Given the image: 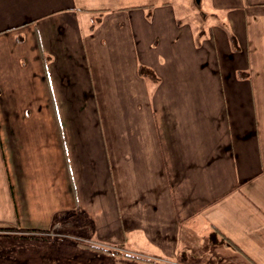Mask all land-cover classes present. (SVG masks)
<instances>
[{"label": "crops", "instance_id": "obj_1", "mask_svg": "<svg viewBox=\"0 0 264 264\" xmlns=\"http://www.w3.org/2000/svg\"><path fill=\"white\" fill-rule=\"evenodd\" d=\"M201 1L0 0V224L264 264V0Z\"/></svg>", "mask_w": 264, "mask_h": 264}, {"label": "rangeland", "instance_id": "obj_2", "mask_svg": "<svg viewBox=\"0 0 264 264\" xmlns=\"http://www.w3.org/2000/svg\"><path fill=\"white\" fill-rule=\"evenodd\" d=\"M195 5L193 2L189 6L190 15L194 13ZM200 5L205 7V0ZM51 235L0 224V264H127L77 249L68 239L60 244L49 242L47 238ZM156 264L166 262L156 261ZM168 264H174V261Z\"/></svg>", "mask_w": 264, "mask_h": 264}, {"label": "water", "instance_id": "obj_3", "mask_svg": "<svg viewBox=\"0 0 264 264\" xmlns=\"http://www.w3.org/2000/svg\"><path fill=\"white\" fill-rule=\"evenodd\" d=\"M197 1H200V0H197Z\"/></svg>", "mask_w": 264, "mask_h": 264}, {"label": "trees", "instance_id": "obj_4", "mask_svg": "<svg viewBox=\"0 0 264 264\" xmlns=\"http://www.w3.org/2000/svg\"><path fill=\"white\" fill-rule=\"evenodd\" d=\"M109 250V249H108Z\"/></svg>", "mask_w": 264, "mask_h": 264}]
</instances>
